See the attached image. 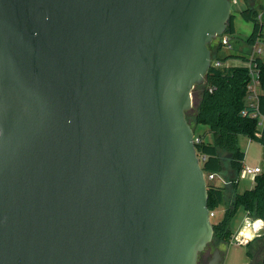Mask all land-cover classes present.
Wrapping results in <instances>:
<instances>
[{"label":"water","instance_id":"95a60500","mask_svg":"<svg viewBox=\"0 0 264 264\" xmlns=\"http://www.w3.org/2000/svg\"><path fill=\"white\" fill-rule=\"evenodd\" d=\"M231 13L0 0V264H199L214 223L187 111Z\"/></svg>","mask_w":264,"mask_h":264},{"label":"trees","instance_id":"16d2710c","mask_svg":"<svg viewBox=\"0 0 264 264\" xmlns=\"http://www.w3.org/2000/svg\"><path fill=\"white\" fill-rule=\"evenodd\" d=\"M240 11L241 15L254 22V28L248 37V42L255 44L259 37L264 36V0L249 3ZM258 4V5H257ZM235 14L231 13L224 34L232 35L235 30ZM212 52V65L205 76L203 84L196 85L193 90L194 104L187 111V119L194 130L199 124L207 125L213 140L205 139V132L195 131L197 154L204 172L215 173L212 180L207 179L209 192L208 205L210 210L224 208L223 216L214 221V235L206 248L213 244L229 242L233 233L232 222L243 208L252 216L264 219V160L262 171L255 177L252 188L242 192L238 189V178L244 166L246 152L239 144L240 135L257 140L264 147V128H259L260 115H264V59L240 55H220L223 48L220 36L216 43H209ZM233 57L243 58V64H228ZM220 61V64L217 62ZM255 63L260 72V93L258 105L248 103V84L251 80L250 65ZM256 114L255 116H253ZM224 180L223 184L216 183V178ZM260 237L254 238L259 240ZM200 253L199 255H201ZM247 254L253 256L251 249ZM263 262V259H262ZM200 264V262H199Z\"/></svg>","mask_w":264,"mask_h":264},{"label":"rangeland","instance_id":"374dc122","mask_svg":"<svg viewBox=\"0 0 264 264\" xmlns=\"http://www.w3.org/2000/svg\"><path fill=\"white\" fill-rule=\"evenodd\" d=\"M252 0H249V3L251 4ZM256 3H259L263 0H255ZM258 5V4H257ZM247 6L245 0H237L236 2L232 3V11L235 14L234 16V23H235V32L230 35V40L233 45L232 48H226L223 47L220 51V55H240V56H247L250 59L253 57H261L264 59V39H260L257 43L258 47H261L262 51L258 52L254 46V44L248 42V37L253 32L254 28V22L246 20L240 13L242 9H244ZM264 21V16H263ZM218 39V36H216L213 39V43H216ZM244 60L240 57H233L229 60L228 64H243ZM195 131L198 133H206L205 139L208 141L212 140V133L208 131V126L199 124ZM249 141V138L245 135H240L239 142L240 145L245 148L247 146V143ZM249 154L253 157H263V145L254 140L252 141V146L249 149ZM249 181L243 180L242 184L240 185L239 191L242 192L244 189L247 188V184ZM224 214V208L220 207L215 217L212 218V221H216L220 219ZM246 215V212L243 208H240L237 212L233 222V233L230 236L229 242L227 244L225 243H219V244H213L209 246L208 248H205L201 253V256L205 258L204 263L206 264L210 258L211 250L214 247H219L224 250V256L221 264H251V260L253 256H250L247 254V250L251 249L253 253L256 252L258 249V244H262L264 242V235L260 236L259 240H249L247 243H240L236 239V234L240 230L243 224L244 217ZM254 255V254H253ZM263 259V256H262ZM262 264V263H261Z\"/></svg>","mask_w":264,"mask_h":264},{"label":"built area","instance_id":"2783aa9c","mask_svg":"<svg viewBox=\"0 0 264 264\" xmlns=\"http://www.w3.org/2000/svg\"><path fill=\"white\" fill-rule=\"evenodd\" d=\"M236 1L237 0H231V3H234ZM259 18L261 21L263 20L262 14L259 15ZM219 36H220V39L222 41L223 47H226V48H232L233 47L231 40H230V35L222 33ZM262 38L264 39V36L259 37L254 44V46L258 52L262 51L261 47L257 46V43ZM217 64H220V61H218ZM249 65H250L251 80L248 84L247 99H248L249 104L258 105L259 93H260V78H259L260 72H259L258 68L256 67L255 63H249ZM255 115L256 114H254L253 116H255ZM263 123H264V115H260V124H263ZM194 139L199 141V137H196ZM242 171L247 175H251L253 177H256V175L262 171V167L261 166L244 165ZM215 176H216L215 173H209L208 175L205 173L206 181H207V179L208 180L214 179ZM216 212H217L216 210H210L211 220L213 217H215ZM245 212H246V215L244 217L242 227L240 228V230L236 234V239L242 244L247 243L249 240H253L256 237H260V236L264 235V233L262 235H259V231L264 230V219L263 218H256V217L252 216L249 211H245ZM255 223H258V224L255 225ZM248 225L251 226L253 228V231H254V237L252 239H247V237H240L241 229L245 226H248ZM262 264H264V257H263Z\"/></svg>","mask_w":264,"mask_h":264},{"label":"crops","instance_id":"0c3cea01","mask_svg":"<svg viewBox=\"0 0 264 264\" xmlns=\"http://www.w3.org/2000/svg\"><path fill=\"white\" fill-rule=\"evenodd\" d=\"M259 128L260 129H263L264 128V123L263 124H260V121H259ZM249 138V137H248ZM212 140H213V135H212ZM211 140V141H212ZM208 141V140H207ZM252 141H254L253 139H251V138H249V141H248V143H247V146L245 147V148H243L241 145V148L242 149H244L245 150V152H246V156H245V160H244V165H250V166H262V164H263V160H264V156L262 157H253V156H251L250 154H249V149H250V147L252 146ZM257 141V140H256ZM259 142V141H258ZM261 143V142H260ZM239 144H240V142H239ZM262 144V143H261ZM263 145V144H262ZM263 153H264V147H263ZM243 180H247V181H249L248 182V186H247V188L246 189H248V188H252L253 186H254V183H255V177H253V176H251V175H247V174H245L243 171H241V173H240V176H239V178H238V184H239V186H238V189H240V185L242 184V181ZM223 182H224V180L222 179V178H220V177H217L216 178V183H218V184H223ZM246 189H244V190H246ZM243 190V191H244Z\"/></svg>","mask_w":264,"mask_h":264},{"label":"bare ground","instance_id":"6f19581e","mask_svg":"<svg viewBox=\"0 0 264 264\" xmlns=\"http://www.w3.org/2000/svg\"><path fill=\"white\" fill-rule=\"evenodd\" d=\"M258 223H255L257 225ZM240 237H247V239H252L254 237V231L251 226H245L241 229Z\"/></svg>","mask_w":264,"mask_h":264},{"label":"flooded vegetation","instance_id":"af4514ba","mask_svg":"<svg viewBox=\"0 0 264 264\" xmlns=\"http://www.w3.org/2000/svg\"><path fill=\"white\" fill-rule=\"evenodd\" d=\"M262 244H263V243H262ZM262 244H258V246L260 247ZM259 247H258V248H259ZM262 256L264 257V254H263ZM204 260H205V258L202 257L201 255H199V262H200V264L204 263Z\"/></svg>","mask_w":264,"mask_h":264}]
</instances>
